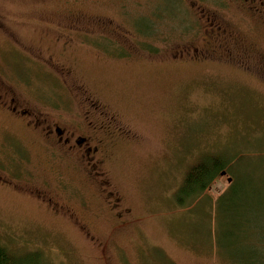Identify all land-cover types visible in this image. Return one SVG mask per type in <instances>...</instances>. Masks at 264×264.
<instances>
[{
    "label": "rangeland",
    "instance_id": "374dc122",
    "mask_svg": "<svg viewBox=\"0 0 264 264\" xmlns=\"http://www.w3.org/2000/svg\"><path fill=\"white\" fill-rule=\"evenodd\" d=\"M116 2L127 8L73 10L83 15L79 27L100 19L124 38L103 31L99 47L86 32L88 37H76L84 44L64 49L68 8L0 0V19L18 40L16 45L0 32V81L53 123H81L89 99L97 100L122 131L104 169L109 190L127 210L116 220L96 184L66 167L58 149H42L21 122L0 112V247L14 255L40 253L42 264H232L241 216L258 209L264 220V68L246 70L220 54L202 63L171 53L185 40L179 18L192 17L181 0ZM112 38L121 39L113 45ZM257 41L247 46V58L264 62V33ZM131 47L134 56H128ZM31 49L59 63L44 64ZM60 65L71 74L60 72ZM206 155L235 157L232 176L218 177L199 200L179 207L174 196L184 175ZM56 165L67 189L59 188L58 172L48 170ZM234 180L235 209L219 206ZM36 187L50 188L72 216L29 194Z\"/></svg>",
    "mask_w": 264,
    "mask_h": 264
},
{
    "label": "flooded vegetation",
    "instance_id": "af4514ba",
    "mask_svg": "<svg viewBox=\"0 0 264 264\" xmlns=\"http://www.w3.org/2000/svg\"><path fill=\"white\" fill-rule=\"evenodd\" d=\"M38 1L45 6L57 3L68 8L66 16L68 21L62 28L69 36L62 43L64 49L71 48L74 44H84L85 39L76 37L82 35L88 37L86 32H92L99 47L103 45V31L108 30L114 36L119 35L124 38L117 27L104 23L100 19L85 21L84 23L89 25L86 29L79 27L83 23V15L78 10H73L82 7V5L94 6L102 11H119L127 8L125 5H120L121 2L117 3V0ZM181 2L187 7L188 10H186L192 13V17L190 21L184 17L179 18L178 22L182 26L180 29L182 30L181 38L185 40L173 47L171 53L177 52L178 56L176 55V57L182 60L188 58L193 62L202 63L215 62L219 54L221 57L231 56L234 58H230L227 63L243 66L246 70H250L254 65L252 70L263 71L264 62L261 59L247 58V56H251L247 46L257 45V39L264 33V0H209L210 7L201 4L199 0H181ZM71 7L73 8L69 10ZM184 15L185 13L182 16ZM90 26L93 30H90ZM0 32L18 45V40L11 39L2 18L0 19ZM162 37L169 39L170 35L163 33ZM120 39L116 38L118 42ZM116 40L112 38L113 45L116 44ZM18 48L20 47H17V51ZM21 51L27 52L22 49ZM30 51L38 53L36 58L44 64L59 63L53 58V55L43 56L41 49H31ZM135 53V47H131L128 56H134ZM236 57L240 60H237ZM254 60L256 65L252 62ZM59 67H61L60 72L62 73L71 74L72 72L67 66L60 65ZM0 112L8 118L21 122L29 136H35L39 140L38 144L42 149H58L66 167H69L78 176L96 184L100 197L104 199V205L114 214L116 220H122L125 217L127 210H123L121 207V197L109 190L110 181L107 179L104 169L110 159L113 142L121 136L122 131L111 125L112 122L107 119L96 99L92 97L89 99V107L87 111H84L81 123L78 120L68 121L66 119L53 123L46 114L25 101L23 96L15 92L11 86L0 81ZM48 170L58 172L59 177L56 181L59 183L60 189L68 188L69 184L62 179V173L57 170V165ZM4 184L11 185L7 180ZM41 188L36 187L34 190H30L29 194L42 203L48 204L57 214L72 216L70 207L61 203L57 194H54L48 187Z\"/></svg>",
    "mask_w": 264,
    "mask_h": 264
},
{
    "label": "trees",
    "instance_id": "16d2710c",
    "mask_svg": "<svg viewBox=\"0 0 264 264\" xmlns=\"http://www.w3.org/2000/svg\"><path fill=\"white\" fill-rule=\"evenodd\" d=\"M235 157L219 156V155H206L199 162L193 164L188 172L184 175V179L176 191L174 199L179 207H186L193 202L200 199L208 189L211 188L212 183L221 173L231 175L232 162ZM232 176V175H231ZM237 181V180H236ZM232 183L227 192L221 196L218 205L222 203H229L231 208L235 209L234 198L237 189L235 185L238 182ZM230 196V199L227 197ZM235 198L236 195H235ZM235 211V210H234ZM259 210L252 214L251 217L243 215L239 232L233 240V248L237 252L238 257L236 260L230 259L232 264H264V220L263 223L258 219ZM241 213H244L243 210ZM238 215V214H237ZM236 215V216H237ZM230 236V234H229ZM227 237V239L229 238ZM231 244V243H229ZM42 257L40 253H27L23 255H14L7 251L6 248L0 247V264H42Z\"/></svg>",
    "mask_w": 264,
    "mask_h": 264
},
{
    "label": "water",
    "instance_id": "95a60500",
    "mask_svg": "<svg viewBox=\"0 0 264 264\" xmlns=\"http://www.w3.org/2000/svg\"><path fill=\"white\" fill-rule=\"evenodd\" d=\"M225 174V172L221 173V175L223 176ZM228 182H230V179H228Z\"/></svg>",
    "mask_w": 264,
    "mask_h": 264
}]
</instances>
